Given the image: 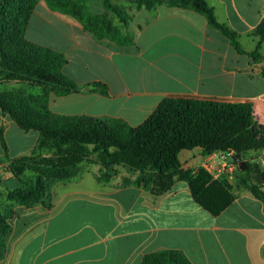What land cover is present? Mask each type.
<instances>
[{"label":"crops","instance_id":"0c3cea01","mask_svg":"<svg viewBox=\"0 0 264 264\" xmlns=\"http://www.w3.org/2000/svg\"><path fill=\"white\" fill-rule=\"evenodd\" d=\"M95 1L93 7L102 5ZM207 2L217 20L238 33L243 52L201 13L164 4L129 10L125 29L133 42L122 45L95 38L70 16L38 1L25 37L64 53L62 70L79 85L106 84V93H71L83 103L77 114L119 117L131 124L125 112L147 108L149 114L165 95L182 94L248 100L255 119L264 123V60L246 53L258 41L252 29L264 14V0ZM259 51L264 53V40ZM56 101L50 99L49 106L60 113L52 104ZM93 101L97 109L85 104ZM3 125L10 121L0 111ZM178 157L181 168L191 171L208 159L214 167L222 162L218 152L203 155L200 147L182 149ZM249 160L264 170L262 154L251 153ZM98 169L95 163L68 181L55 182L50 208L14 205L0 264H140L146 252L159 249L179 250L192 264H264V204L236 185L237 170L227 182L233 200L214 215L195 201L184 179L175 178L156 195L128 182L137 171L127 167L131 175L116 171L101 182L95 178ZM220 173L228 175L225 168Z\"/></svg>","mask_w":264,"mask_h":264},{"label":"trees","instance_id":"16d2710c","mask_svg":"<svg viewBox=\"0 0 264 264\" xmlns=\"http://www.w3.org/2000/svg\"><path fill=\"white\" fill-rule=\"evenodd\" d=\"M38 1L70 16L95 38H108L122 45L133 42L125 29L130 9L117 0H101V12L92 11L87 0H0V81L24 80L41 89L33 94L21 88H0V111L21 129L38 133L30 154L11 158L0 127V145L9 157L4 170L18 180L6 194L0 193L6 199L4 209L0 203V259L11 233L8 219L14 213V205L50 208L53 183L78 175L79 164L91 154L96 155L99 163L97 181L107 182L118 164L137 171L128 182L156 195L169 189L175 178L184 179L195 201L215 215L233 200L232 187L225 178H213L203 166L194 171L183 170L178 155L182 149L194 147H200L203 155L232 149L246 161L243 169H236V185L247 188L264 204V170L249 160L251 153L264 156V123L255 119L248 100L167 94L137 125L119 117L53 113L48 106L50 93L63 95L98 89L106 93L107 86L98 81L79 85L62 70L66 62L64 53L25 37L29 17ZM131 1L136 8L148 10L160 4L195 10L243 52L238 33L217 20L207 0ZM252 34L258 41L246 53L255 60H264V53L259 51L264 40V14ZM261 74L264 75V66ZM25 169L33 172L34 180L22 178ZM140 264L192 263L179 250L159 249L146 252Z\"/></svg>","mask_w":264,"mask_h":264},{"label":"rangeland","instance_id":"374dc122","mask_svg":"<svg viewBox=\"0 0 264 264\" xmlns=\"http://www.w3.org/2000/svg\"><path fill=\"white\" fill-rule=\"evenodd\" d=\"M88 5L90 7V9L94 10V11H99L101 10L103 7L102 5L99 6L97 4V7H93L92 5L94 4L93 0H89ZM97 3V0L95 1ZM117 2L126 5L129 7V9L131 10L132 8H136L134 6V3L131 0H117ZM135 21V19H134ZM0 88H8V89H14V88H21L23 90L26 91V93H39L41 91L39 86H32L30 85V83L24 81V80H1L0 81ZM72 93V92H71ZM69 94L66 93L65 95H61V94H55V93H50L49 95V99H48V106L50 104V99L51 101L53 99H57L56 102L52 103L55 110H60L58 112H54L51 110L50 106L49 109L53 112V113H57V114H67L66 112H71V114H77V110H79L78 108L80 107V104L83 103H77V98L74 94ZM53 95V96H51ZM52 98H51V97ZM85 104H87V106H89L88 108L90 109H97L98 104L96 101H93L91 104H89L88 102H86ZM150 109H144L143 111H129V112H125L124 110L121 111V113L126 114V116H129V118H131L132 120V125H137L140 124L148 115ZM64 112V113H63ZM7 119H9L10 121V126H5L3 125L2 130H3V135L4 137L6 136V141L8 144V155L11 158H14L16 155V152L21 151L23 152L22 154L24 155H28L30 154L34 148H35V141H36V137L38 135L36 130H23L21 129L8 115H6ZM45 154V153H44ZM9 157L7 155H5L3 153V150L1 148L0 145V161L1 163L3 162L4 165L8 164V159ZM95 163L97 162L96 159V155L95 154H91L88 156L87 159L83 160L79 165H80V171L82 168H89V167H93ZM99 164V163H98ZM128 166L124 165V164H118L115 165L116 171L121 172V173H126L128 172V175H131L132 173L129 170H126ZM1 171H0V193H5L10 190L11 188H13L14 186H16V184H18V180L17 178H15L10 172L4 170L5 166H1L0 165ZM129 168V167H128ZM4 175V176H3ZM22 178L25 180H30L33 179L34 180V176H33V172L30 169H25L23 174H22ZM58 182V181H57ZM54 186H51V190ZM0 203L2 204V208L4 209L6 206V199L4 197L3 194H0ZM2 209V211H4Z\"/></svg>","mask_w":264,"mask_h":264},{"label":"built area","instance_id":"2783aa9c","mask_svg":"<svg viewBox=\"0 0 264 264\" xmlns=\"http://www.w3.org/2000/svg\"><path fill=\"white\" fill-rule=\"evenodd\" d=\"M220 154L222 162L220 166L214 167L212 160L208 159L204 162L203 167L212 175L213 178H225L221 176V170L227 169L228 175L225 178L226 183L228 179L232 177L234 170L237 169V163L232 159V155L235 154L232 149H229L225 152L217 151Z\"/></svg>","mask_w":264,"mask_h":264},{"label":"water","instance_id":"95a60500","mask_svg":"<svg viewBox=\"0 0 264 264\" xmlns=\"http://www.w3.org/2000/svg\"><path fill=\"white\" fill-rule=\"evenodd\" d=\"M232 159L234 161H236L239 169H243L245 167L246 161H245V159H241L240 154H238V153L233 154Z\"/></svg>","mask_w":264,"mask_h":264}]
</instances>
